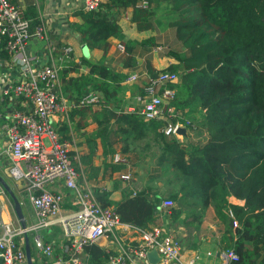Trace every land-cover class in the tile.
Returning <instances> with one entry per match:
<instances>
[{
	"label": "trees",
	"instance_id": "16d2710c",
	"mask_svg": "<svg viewBox=\"0 0 264 264\" xmlns=\"http://www.w3.org/2000/svg\"><path fill=\"white\" fill-rule=\"evenodd\" d=\"M32 11L23 14L31 19V31L39 23ZM124 13L136 32L171 29L180 45V51L171 53L175 62L165 70L178 77L169 86L174 91L169 104L180 112L181 122L185 121L184 110L200 116L195 126H186L195 139H187L184 145L162 135L163 121L144 122L135 112L113 111L121 104L117 91L125 76L104 65L110 42L123 44L124 68L131 67L136 45L153 42V38L138 44L124 42L119 25ZM73 15L79 22L68 24L71 32L87 50H100L102 57L98 62L81 57L78 63L65 57L57 65L61 92L72 100L96 92L101 95L100 105H111L96 114V131L86 140L89 151L99 138L103 154L106 148L113 153L110 143H104L110 124L117 126L113 134L121 137L123 154L130 142L150 140L157 150L156 164L163 174L172 176L168 181L174 191L168 199L178 201V207L163 216L164 222L170 218L184 226H198L210 207L214 219L224 226V250L232 249L233 223L239 226V230L233 228L235 235L250 224L248 248L259 259L256 264H264V0H106L95 11L79 9ZM0 58L8 59L1 46ZM80 66L87 68L86 74L70 76ZM144 68L150 78L157 74L147 61ZM85 109L89 107L71 111L69 123ZM69 128L62 123L57 129L61 140H70ZM119 169L121 166H111L113 172ZM112 190L119 191L118 200L103 190L94 191L101 207L110 208L121 222L141 228L154 223L158 198H149L145 191L150 188L133 191L114 182ZM229 197L242 205L228 204ZM232 250L239 258L233 264H238V252ZM81 255L83 264H106L110 253L87 244Z\"/></svg>",
	"mask_w": 264,
	"mask_h": 264
},
{
	"label": "built area",
	"instance_id": "2783aa9c",
	"mask_svg": "<svg viewBox=\"0 0 264 264\" xmlns=\"http://www.w3.org/2000/svg\"><path fill=\"white\" fill-rule=\"evenodd\" d=\"M79 1L80 10L95 11L106 0ZM30 24L31 19L23 16L16 3L0 0V46L20 78L1 92L0 133L5 149L0 155L7 163L0 162V167L24 194L34 216V223L24 229L11 224L0 226L1 264H26L23 236L28 232L33 234V248L42 257L39 264H83L82 247L99 240L112 246V252L105 250L110 253L106 264H150L146 258L150 252L155 254L153 264H195L197 256L181 260L180 242L167 223L141 228L121 222L110 208L100 206L82 175L71 133L68 131L69 141L61 140L57 129L64 122L62 119L67 123L71 111L95 106L101 98L96 92H87L72 100L61 92L57 65L71 50L63 47L61 57L52 59L54 48L48 42L45 26L38 23L31 31ZM32 38L45 43L47 60L27 54V43ZM115 50L124 54L123 44L117 43ZM137 78L132 75L127 81L134 82ZM177 80V74L165 70L157 72L154 78L147 76L137 99L138 107L131 111L144 122H165L160 132L167 138H176L188 125L187 121H180V112H174L169 104L174 94L169 86ZM43 140L47 141L46 147ZM111 163L128 170L127 160L120 153L112 155ZM127 170L115 174V179L124 186L132 183ZM65 204L68 207L60 215ZM173 206L170 199H162L155 211L167 215ZM228 216L231 218L230 212ZM53 226L60 229L62 236L56 257L53 255L56 245L43 241L38 233ZM220 256L223 264L239 260L231 249Z\"/></svg>",
	"mask_w": 264,
	"mask_h": 264
},
{
	"label": "crops",
	"instance_id": "0c3cea01",
	"mask_svg": "<svg viewBox=\"0 0 264 264\" xmlns=\"http://www.w3.org/2000/svg\"><path fill=\"white\" fill-rule=\"evenodd\" d=\"M16 3L23 11V14L27 9H33V13L37 18L40 25L45 26V30L49 35L48 42L51 47L54 48V51L51 53V58L56 59L59 54L60 48L68 47L71 52L67 55L71 58L74 63H78L81 57H85L93 62H98L102 57V52L100 50H87L84 52L82 50V46L79 42L78 37L71 32L69 28V23L79 22L77 17H74L73 12L79 10L80 1L79 0H11ZM30 19V18H29ZM121 33L123 36V41H133L135 43L143 42L148 38H153L155 33L152 31H143L136 32L134 26L127 22V19L122 17L119 21ZM172 31V30H171ZM116 41L110 42V46L108 51L104 56V65L111 71L115 73H120L125 76V79L120 83L121 90L117 91V97H120L121 104L119 107L114 108L113 111L118 113H132L131 111L136 110L138 107L137 99L141 96V90L143 87L144 79L147 77L145 73V62H149L151 68L156 72L163 71L165 68L170 66L172 62H170V57L165 59V63L161 61L152 51L150 56L145 58L146 51L141 50L140 45H136L132 50V63L131 67L124 68L123 67V59L118 58L116 55L115 45ZM26 52L29 55H35L41 57L45 60L49 58L47 53V46L45 43L34 38L30 39L27 43ZM124 55V54H123ZM154 55V56H153ZM140 56H143L140 58ZM124 57V56H123ZM174 63V62H173ZM56 64V63H55ZM168 65V66H167ZM77 74H71L70 76H76L79 74H86L87 68L84 66H80ZM137 73V74H135ZM132 75H136L138 78L134 82L127 81ZM140 75V76H138ZM20 79L19 74L16 69L10 64L8 60H0V98L1 92L7 87V85L12 84L16 80ZM100 98L101 95L99 94ZM101 101V99H100ZM132 102V103H130ZM111 108V105L106 106L103 102L100 105V102L89 109H85L82 111L83 115L74 114L69 123V115H67V125L70 127L69 132L71 133L77 151L79 153V165L82 172V175L86 179L87 185L91 188L92 191L103 190L107 193H110V198L112 200H118L120 197L119 191H113L112 185L116 182L120 188H128V190L132 189L133 191H140L141 189L150 188V190L145 191L148 193L149 198L153 196L158 197V194H161L159 189L157 190V186H154V182L148 179V175L139 174L138 176L130 177L132 183L130 186H124L120 182L115 179V174L118 172H126V168L122 165L121 169L118 172H113L111 170V165L107 162L108 158L111 154L107 152V148L105 149L106 154H103V148L101 147V143L99 138H95L94 141L96 143L95 149L91 152L89 151V147L86 144V140H88L89 136H94V132L96 131V114L99 113L100 108ZM1 111V108H0ZM185 115H182L184 119L190 118L195 119L197 122L200 120L199 114L195 112H189L188 110H184ZM58 121H64L65 119H56ZM1 124V118H0ZM117 128L116 125L109 126L110 133L108 134L107 140L104 143H110L111 150L113 151L112 155L116 153H122L117 149V147L123 146L120 141L121 137L117 134H113V130ZM191 136L188 134V130H181L179 135L174 138L180 144H186ZM195 139V138H192ZM193 141V140H192ZM5 149V141L0 133V154ZM91 152V154H89ZM126 154H132L128 151ZM88 156V157H87ZM112 157V156H111ZM110 157V158H111ZM81 158L84 159V163L81 164ZM0 162L6 164V159L0 155ZM131 176V174H130ZM130 188V189H129ZM23 193L19 191V189L12 183V181L5 177L3 167H0V226L2 224H11L13 227H19V223L15 217L13 212V203L11 197L17 202L19 213L21 215V219L24 222L25 226L32 225L34 223L33 212L29 206L26 208L23 202ZM230 198V199H229ZM227 199L228 204L232 205H242V201L236 200L232 197ZM232 198V199H231ZM161 200V199H160ZM159 201V200H158ZM229 201H232L231 203ZM67 205L65 204L61 211L60 215H63L67 209ZM207 210L211 211L212 224L203 225L202 222L199 223L198 226L191 225L187 223L185 226L181 225L179 220L172 222L173 227L178 231V236L180 240L181 246V260L183 261L186 258L197 256V260L195 264H223V259L220 254L224 252V243H222L224 226L221 225L217 220L213 217L212 209L209 207ZM164 213L156 212L155 213V221L154 223H162L164 222ZM168 220V219H167ZM168 222V221H167ZM153 223V224H154ZM169 223V222H168ZM151 224V225H153ZM170 224V223H169ZM150 226V225H149ZM170 226V225H169ZM171 229V228H170ZM172 231V230H171ZM173 232V231H172ZM251 232V230H250ZM39 235L45 242L53 243L55 246L54 257L58 256V248L56 249L59 241L62 240L60 229L57 226H53L47 229H42L38 231ZM250 235V234H249ZM32 236L31 232L27 233V241L28 248L30 253V260L32 264H39L42 257L41 255L33 249L32 244ZM233 237V245L232 249L238 252L240 259H242L243 255L249 253L251 255L252 252L248 248V238L244 240L243 236H235L232 230ZM24 239V237H23ZM97 247H100L104 250H108L112 252V246L109 242L104 240H99L94 243ZM231 249V250H232ZM33 250V252H32ZM209 254V255H207ZM81 261L84 260V255L80 256ZM252 260V259H251ZM251 262V261H248ZM1 264V260H0Z\"/></svg>",
	"mask_w": 264,
	"mask_h": 264
},
{
	"label": "rangeland",
	"instance_id": "374dc122",
	"mask_svg": "<svg viewBox=\"0 0 264 264\" xmlns=\"http://www.w3.org/2000/svg\"><path fill=\"white\" fill-rule=\"evenodd\" d=\"M124 18L128 20V13H124ZM153 32L155 33V36L153 37V42L151 44H147L146 46L143 47H139L141 48V50L146 51L147 53L145 54V58H147L148 56H150L151 51L161 60L163 61V63H165V59H167L168 57H170V62H175V60L172 58L171 53H175L176 51H180V45L178 42L175 41L174 36H173V30L171 31V29H168L164 32H159L157 30H153ZM116 55L118 56V58H123L124 55L119 54L118 52H116ZM154 56V55H153ZM143 56H140V58H142ZM168 66V65H167ZM166 70V68H165ZM137 74V73H135ZM132 103V102H130ZM185 121H187L189 123V125L195 126L197 124V120L195 119H190L185 117ZM194 133L191 134V136H189L190 138H193ZM43 145L46 147L47 141L43 140ZM120 147H117L116 150L122 152V147L119 144ZM127 151L129 153L132 154H126V153H122L123 155L126 156V160H127V165H128V170L127 173L131 174V177L133 178L138 176L139 174H145L148 175V179L150 181L154 182V186H157V190L159 189L161 194H158V200L160 199H166L170 196V194H172V192L174 191V187L172 184V181H168V180H172V176H170L169 174H163L162 171L160 170V168L158 167V165L156 164V158H157V150L156 148L153 146V144H151L150 140H141V141H134V142H130L128 144L127 147ZM112 154L109 156L108 158V163L113 166V164L111 163V157ZM115 166V165H114ZM125 173V172H122ZM46 189H49V187H46ZM23 195V202L26 206V208H29V204L27 202L26 197ZM230 199V198H229ZM232 199V198H231ZM174 204L173 208H177L178 207V201L176 200H171ZM230 203L232 201H229ZM228 203V202H227ZM211 211L210 210H206L201 221L203 223V225H209L212 224L211 221L212 217H211ZM170 224H169V223ZM167 224L170 225L171 230L173 231V234L176 236V238L179 240V236H178V231L173 227L174 225H172V222L169 218ZM157 223H154L153 225H155ZM238 224L236 225V230H239L238 228ZM250 224H247L245 226L242 227V231L239 235L237 236H243L244 240H246L248 238V235L250 234ZM232 230L235 233V229H233V225H232ZM236 236V235H235ZM180 242V240H179ZM248 246V245H246ZM34 249V248H33ZM33 252V250H32ZM252 259V260H251ZM258 258L255 255H251L249 253L243 255L242 259H240L238 264H256L258 262ZM251 261V262H248Z\"/></svg>",
	"mask_w": 264,
	"mask_h": 264
},
{
	"label": "water",
	"instance_id": "95a60500",
	"mask_svg": "<svg viewBox=\"0 0 264 264\" xmlns=\"http://www.w3.org/2000/svg\"><path fill=\"white\" fill-rule=\"evenodd\" d=\"M82 50L84 52L86 51V48H85L84 45L82 46ZM179 132H181V130ZM11 199H12V203H13V212H14L15 217H16L18 223H19V227L21 229H24L26 226H25L24 222L21 219V215H20L19 209H18V204H17V202H15V200L12 197H11ZM23 237H24V251H25L26 264H32L31 260H30V253H29V248H28L27 234H24ZM146 258H147V261L150 264H153V263L156 262V258H155L154 252L148 253Z\"/></svg>",
	"mask_w": 264,
	"mask_h": 264
}]
</instances>
